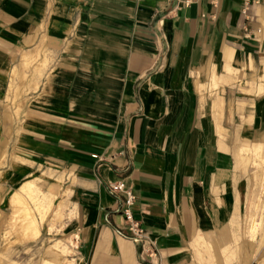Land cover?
<instances>
[{"label":"crops","instance_id":"0c3cea01","mask_svg":"<svg viewBox=\"0 0 264 264\" xmlns=\"http://www.w3.org/2000/svg\"><path fill=\"white\" fill-rule=\"evenodd\" d=\"M38 53L3 175L63 194L76 264H264L237 152L264 142V0H0V96Z\"/></svg>","mask_w":264,"mask_h":264},{"label":"rangeland","instance_id":"374dc122","mask_svg":"<svg viewBox=\"0 0 264 264\" xmlns=\"http://www.w3.org/2000/svg\"><path fill=\"white\" fill-rule=\"evenodd\" d=\"M40 57L38 53L33 65V57L24 54L23 64H13L7 90L0 96V264H76V237L63 231L72 215L63 194L41 188L43 176L34 180L31 192L29 186L19 187V182L3 175L19 166V111L29 100L22 95L30 86L28 79L38 77L39 69L47 67L46 57L39 64ZM243 146L239 145L237 152L239 168L249 182L243 193L252 213L249 236L254 239L260 230V243H264V143ZM28 219H34L35 226L28 225ZM231 259L241 258H224L226 263Z\"/></svg>","mask_w":264,"mask_h":264},{"label":"built area","instance_id":"2783aa9c","mask_svg":"<svg viewBox=\"0 0 264 264\" xmlns=\"http://www.w3.org/2000/svg\"><path fill=\"white\" fill-rule=\"evenodd\" d=\"M191 0H185V4H189ZM113 194H123V207L121 212L124 215L126 227L131 234L132 241L135 244L143 242L144 231L140 227L139 222L134 218L131 206L135 201V196L129 188H125L124 183L119 180L108 186Z\"/></svg>","mask_w":264,"mask_h":264},{"label":"bare ground","instance_id":"6f19581e","mask_svg":"<svg viewBox=\"0 0 264 264\" xmlns=\"http://www.w3.org/2000/svg\"><path fill=\"white\" fill-rule=\"evenodd\" d=\"M261 137H262V136H261ZM262 140H263V139H262ZM261 143H264V142H261ZM259 158H260V157H259ZM262 159H263V158H262ZM261 161H262V160H260L259 162H261ZM261 183H262V182H261ZM24 184L26 185V187L29 186V190H30V189L32 190V188H33V186H32V185H33V182H31V181H26ZM25 185H24V186H25ZM22 186H23V185H22ZM22 188H23V187H22ZM24 188H25V187H24ZM29 190H27V191H29ZM31 190H30V191H31ZM33 190H34V188H33ZM31 192H32V191H31ZM15 196H16V195H15ZM42 196H43V195H42ZM45 197H46V196H45ZM44 199H45V198H44ZM29 220H30V221H29ZM28 221H29V222H28V225H31V226L34 225V226H35L34 219H28Z\"/></svg>","mask_w":264,"mask_h":264}]
</instances>
